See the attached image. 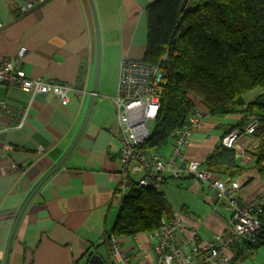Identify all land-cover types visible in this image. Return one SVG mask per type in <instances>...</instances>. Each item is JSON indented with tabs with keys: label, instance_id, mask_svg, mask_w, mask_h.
<instances>
[{
	"label": "crops",
	"instance_id": "1",
	"mask_svg": "<svg viewBox=\"0 0 264 264\" xmlns=\"http://www.w3.org/2000/svg\"><path fill=\"white\" fill-rule=\"evenodd\" d=\"M19 1L0 0V57H15L23 50L20 63L29 78L65 84L71 91L67 104L62 105L51 93L31 97L15 85H0V101L9 109L8 114L0 110V264L20 208L79 131L90 101L96 61L88 0H38L23 15ZM152 1L93 0L102 62L92 109L69 155L25 206L11 238L7 264H87L89 253L110 263L105 239L119 210L121 183L112 98L121 60L143 58L145 9ZM189 4L193 6L194 0H188L186 6ZM262 92L253 89L244 96L245 103ZM191 104L203 119L182 157L203 163L242 115L213 118L203 102L193 97ZM26 106L24 121L17 127ZM256 143L257 139L242 135L233 149L237 163L246 168L233 178L239 184L240 200L264 192V176L252 167L254 159L248 160ZM171 150L170 144L156 155L166 159ZM160 191L168 214L180 211L187 225H195L204 238L224 230L230 219V208L214 199L209 185L194 178L168 180ZM118 239L135 244V237ZM238 264H264V245Z\"/></svg>",
	"mask_w": 264,
	"mask_h": 264
},
{
	"label": "trees",
	"instance_id": "2",
	"mask_svg": "<svg viewBox=\"0 0 264 264\" xmlns=\"http://www.w3.org/2000/svg\"><path fill=\"white\" fill-rule=\"evenodd\" d=\"M182 2L154 0L145 9L146 45L141 60L147 64L158 63L162 56L166 60L160 63L164 87L158 114L149 138L139 148L149 157L172 145L174 131L195 112L194 97L208 106L213 118L241 114L233 128L243 131L256 122L250 135L257 139L252 167L264 176V0H194L193 6L180 11ZM255 88L263 92L245 103L244 96ZM201 168L227 183L246 171L237 163L234 150L220 144ZM168 180L180 179L165 177L163 183ZM120 185L124 192L105 239L107 247L111 237L131 238L157 229L168 215L160 190L139 186L130 177ZM259 221L264 232V206ZM255 241L240 244L233 259L242 261L264 245V238Z\"/></svg>",
	"mask_w": 264,
	"mask_h": 264
},
{
	"label": "built area",
	"instance_id": "3",
	"mask_svg": "<svg viewBox=\"0 0 264 264\" xmlns=\"http://www.w3.org/2000/svg\"><path fill=\"white\" fill-rule=\"evenodd\" d=\"M37 1L20 0L19 13L26 14ZM1 28L0 23V37ZM22 56L23 50H20L15 57H0V85H15L31 97L51 93L62 105L67 104L71 87L29 78L21 67ZM164 60L165 56L156 64H147L141 59H122L120 62L117 92L112 101L116 107L117 163L121 183L130 177L137 180L139 186L151 185L160 190L165 177H192L209 185L214 199L226 204L231 216L224 230L204 238L195 225H187L180 211H172L161 220L157 229L134 236L135 244L130 248L124 249L118 239L111 237L108 244L109 264H238L233 259L234 250L245 241L256 243V234L261 228L259 213L264 206V192L249 200H240L237 181L227 183L221 176L202 169L200 162L183 159L182 151L189 144L195 128L201 125L202 116L195 111L174 131L168 158L147 157L139 148L149 138L148 122L155 121L160 107L164 87L160 63ZM28 107L17 127L22 125ZM0 110L9 113L3 101H0ZM256 125L253 121L243 131L236 128L226 133L221 137L220 146L233 150L237 140L242 135H251ZM253 159L255 156L252 154L248 160ZM123 192L124 186L120 185L118 195Z\"/></svg>",
	"mask_w": 264,
	"mask_h": 264
},
{
	"label": "water",
	"instance_id": "4",
	"mask_svg": "<svg viewBox=\"0 0 264 264\" xmlns=\"http://www.w3.org/2000/svg\"><path fill=\"white\" fill-rule=\"evenodd\" d=\"M89 2V6L91 9V13L93 16V21H94V27H95V38H96V61H95V73H94V80H93V86L91 89V93H90V101L83 119V122L79 128V131L76 135V137L74 138L72 144L70 145V147L68 148V150L65 152V154L63 155V157L59 160V162L44 176V178L36 185V187L33 189V191L30 193V195L28 196V198L26 199V201L24 202L23 206L20 208L16 219L14 221V224L12 226L8 241H7V245L5 248V253H4V258L2 261V264H7V257H8V252H9V245L11 242V238L13 235V232L15 230V227L17 225V222L22 214V212L24 211L25 206L27 205L28 201L30 200V198L32 197V195L39 189V187L42 185V183L53 173L55 172L56 169L59 168V166L62 164V162L64 161V159L69 155V153L71 152V150L73 149V147L75 146L78 138L80 137L85 124L89 118L91 109H92V105H93V101H94V97L96 94V89H97V83H98V79H99V73H100V65H101V38H100V27H99V22H98V17H97V12H96V8L94 5L93 0H88ZM188 0H183L181 6H180V11H183L187 5ZM257 238L263 239L264 238V232L262 230H259L258 233L256 234ZM88 262L87 264H105L104 262L101 261V259L95 255L92 254L89 258H88Z\"/></svg>",
	"mask_w": 264,
	"mask_h": 264
},
{
	"label": "rangeland",
	"instance_id": "5",
	"mask_svg": "<svg viewBox=\"0 0 264 264\" xmlns=\"http://www.w3.org/2000/svg\"><path fill=\"white\" fill-rule=\"evenodd\" d=\"M190 6V4L188 5V7ZM191 7V6H190ZM101 53H102V49H101ZM102 59V58H101ZM102 62V61H101ZM101 76V75H100ZM99 76V77H100ZM99 82H100V78H99ZM153 125H154V122H152V121H149L148 122V127H149V129H150V131H152V129H153ZM164 148H169V145H167V146H165ZM163 149V148H162ZM161 149V150H162ZM199 214H201L202 215V213L200 212ZM118 241L120 242V243H122V245H123V248L124 249H126L127 247H130V246H132V244H133V241H132V243H131V240H126L125 242L123 241V239L121 240V239H118Z\"/></svg>",
	"mask_w": 264,
	"mask_h": 264
}]
</instances>
